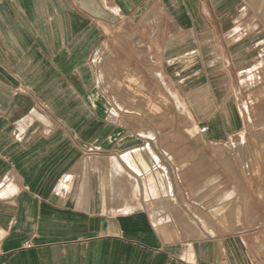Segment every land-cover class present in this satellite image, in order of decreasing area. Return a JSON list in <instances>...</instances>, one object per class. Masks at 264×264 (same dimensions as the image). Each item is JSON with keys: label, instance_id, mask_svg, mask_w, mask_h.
I'll list each match as a JSON object with an SVG mask.
<instances>
[{"label": "crops", "instance_id": "obj_1", "mask_svg": "<svg viewBox=\"0 0 264 264\" xmlns=\"http://www.w3.org/2000/svg\"><path fill=\"white\" fill-rule=\"evenodd\" d=\"M148 15L204 140L240 133L264 95V0H0V264H264L243 224L252 183L213 205L181 195L157 141L105 114L93 53Z\"/></svg>", "mask_w": 264, "mask_h": 264}, {"label": "rangeland", "instance_id": "obj_2", "mask_svg": "<svg viewBox=\"0 0 264 264\" xmlns=\"http://www.w3.org/2000/svg\"><path fill=\"white\" fill-rule=\"evenodd\" d=\"M158 18L148 15L142 21H125L105 29L104 39L93 53L105 114L124 135L137 134L141 143L157 141L164 156L177 163L181 195L194 199L204 195L207 200L202 204L213 205L226 193L233 195L240 189L235 183H252L242 186V198L247 200L243 206H249L243 224L247 242L257 244L256 253L264 258V108L259 104L264 95L248 99L247 110L240 108V133L220 143L204 140L200 131L208 125L197 119L188 104L182 75L166 73L160 65L162 27ZM137 37L149 47L147 51L132 47L131 41ZM134 75L136 86L127 84ZM244 144L246 162L239 154ZM224 181L229 184L225 189L219 187Z\"/></svg>", "mask_w": 264, "mask_h": 264}, {"label": "bare ground", "instance_id": "obj_3", "mask_svg": "<svg viewBox=\"0 0 264 264\" xmlns=\"http://www.w3.org/2000/svg\"><path fill=\"white\" fill-rule=\"evenodd\" d=\"M141 39V38H140ZM139 39V37L133 39L131 42V45L134 49L136 50H142V51H147V49L149 48L148 46H146V44H144L143 42H141ZM137 77L134 75V76H129L128 78V82L127 84H133L132 82H134V85L137 84ZM136 86V85H135ZM147 92V91H146ZM245 151V152H244ZM246 151H247V148H246V145L244 144L243 148L239 150V154L241 156V159L242 161L246 162L248 159H246Z\"/></svg>", "mask_w": 264, "mask_h": 264}]
</instances>
